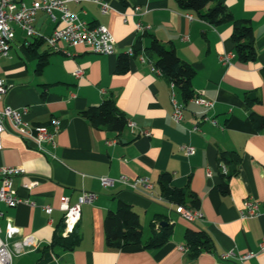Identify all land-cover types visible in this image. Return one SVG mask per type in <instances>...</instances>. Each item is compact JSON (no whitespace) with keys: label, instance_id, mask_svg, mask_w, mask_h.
<instances>
[{"label":"crops","instance_id":"obj_1","mask_svg":"<svg viewBox=\"0 0 264 264\" xmlns=\"http://www.w3.org/2000/svg\"><path fill=\"white\" fill-rule=\"evenodd\" d=\"M102 3L109 7L106 13ZM225 6L234 20L249 21L257 52L254 62L244 64L234 57L231 22L209 24L180 9L176 0H72L68 9L80 21L105 26L111 33L115 52L109 56L83 46L65 47L68 54L51 51L43 39H29L18 26H11L9 53L0 58V80L6 85L0 109L26 108L22 119L30 127L50 129L52 119L59 121L54 146L43 145L48 153L35 150L4 122L0 167L24 170L12 180L22 203L15 208L0 206V238L8 245L12 264H264V250L259 249L264 243V121L259 127L251 120V116L264 120V0H225ZM35 19L34 27L44 38L62 27L41 12ZM137 25L143 29L138 31ZM153 39L172 47L193 69L191 89L194 96L214 103L205 113L217 121L216 127L200 122L205 110L184 103L176 88L153 70L155 55L149 50ZM128 50L133 56H127V70L119 73L118 60ZM224 54L233 55L229 65L221 63ZM43 58L46 65L38 72ZM78 69L83 75L75 78ZM171 96L184 106L178 124L171 120ZM106 99L113 100L125 119L119 133L95 128L79 115ZM187 146L194 149L193 155L185 154ZM222 153L238 159L226 194L218 188ZM223 166L229 173L231 166ZM164 174L170 176L169 188L197 198V207L188 205V198L184 207L199 210L201 221L189 223L175 213L176 206L160 192ZM119 176L145 178L150 188L133 191L120 184L100 185L99 178ZM32 182L34 186H24ZM83 192L94 193L97 199L81 206L79 242L71 251L51 247L56 233L62 238L71 234L65 232L60 204L64 200L69 206L76 204ZM246 200L259 203L256 217L241 218ZM118 202L137 214L140 244L107 247L104 219ZM162 221L171 225V236L161 247L146 249L144 244ZM186 230L204 232L212 252L193 257L185 246ZM246 253L255 255L239 262L238 256ZM224 254L232 256L222 261Z\"/></svg>","mask_w":264,"mask_h":264},{"label":"built area","instance_id":"obj_2","mask_svg":"<svg viewBox=\"0 0 264 264\" xmlns=\"http://www.w3.org/2000/svg\"><path fill=\"white\" fill-rule=\"evenodd\" d=\"M72 0H32L29 5L25 3V0H0V58L6 57L10 50V41L12 37V25L18 26L29 39L37 38L43 39L47 44V48L51 51H62L64 54H68L65 47H77L83 46L88 49L89 52L96 55H112L115 52V41L109 32V30L102 25L87 26L80 21L78 17L71 13L68 9V4ZM102 13H106L108 10L107 4H100ZM138 11V8L135 9ZM37 12L43 13L53 23H60L61 28L55 29L50 36L43 37L35 27V17ZM58 14L56 16L55 14ZM188 19L191 16L188 15ZM138 31L143 28L136 26ZM133 50H128L126 55L128 57L133 56ZM232 54H224L221 57V63L223 65H229ZM139 60L143 62V58L139 56ZM153 70L160 75L159 70L153 68ZM83 75V71L78 69L73 72L75 78H80ZM171 87H174L171 84ZM6 85L4 81L0 80V100L5 93ZM189 103L203 108L205 111L200 116V122H208L212 126L216 127L217 121L206 115V111L213 108L214 103L206 100L201 96H194L188 100ZM171 104L173 107L171 113V120L178 124L183 118L184 106L171 96ZM26 112V108L12 109L10 107H4L0 109V138L4 132V122H6L10 129L22 137L23 139L30 141L34 149L43 153H48L43 147L44 144H51L54 146V139L59 130V121L52 119L50 121V129L46 127H30L26 121L22 119V115ZM130 127L134 124L129 123ZM197 128L194 127V130ZM1 150V144H0ZM186 155H193L194 149L190 146L184 148ZM221 171L226 174V169L221 166ZM24 170L15 167H0V206L4 205L7 208H15L22 203V200L17 196L16 190L13 188L12 180L15 176L23 175ZM100 185L104 188L112 187L115 184L123 185L130 190L138 191L141 189H149L148 181L145 178L129 179L125 176H119L118 178L111 179L107 177L99 178ZM35 183H27L24 186L30 188ZM97 195L94 193L83 192L78 198L76 204L69 206L64 200L60 204V210L63 212V224L65 232L71 233L75 228L80 218V211L82 205H90L96 201ZM159 201L161 198L158 199ZM162 201V200H161ZM47 213L50 212V208H44ZM259 210V203L253 200H246L243 204V210L240 211V216L243 219H250L257 216ZM175 213L178 214L183 220L192 223L195 221H201L203 215L199 210L188 209L184 206H177ZM3 217V212L0 210V218ZM9 232L14 234L16 230L9 226ZM184 251V247L179 248ZM260 251L264 250V243L260 245ZM254 253H246L238 256L239 262L243 263L249 258L253 257ZM232 254H224L221 256V260L225 261ZM0 264H12V254L5 241L0 238ZM223 264V263H217Z\"/></svg>","mask_w":264,"mask_h":264},{"label":"trees","instance_id":"obj_3","mask_svg":"<svg viewBox=\"0 0 264 264\" xmlns=\"http://www.w3.org/2000/svg\"><path fill=\"white\" fill-rule=\"evenodd\" d=\"M177 5L182 10H189L196 13L200 19L212 25H219L223 22L232 23L231 41L234 45V57L240 63L254 62L257 52L254 45V37L251 25L247 20H234L225 6V0H176ZM209 4L211 7L206 8ZM206 8V10H205ZM149 50L155 55L153 66L159 70L169 83L173 84L184 103L194 97L191 89V79L194 75L193 69L183 62L175 53L172 47H163L156 39H153ZM127 55L121 56L118 60L116 70L124 73L127 70ZM46 65L45 59H41L37 65V71H41ZM264 80V68L261 70ZM248 100V98H246ZM256 101V100H253ZM82 118L88 120L91 126L95 128H104L114 132H121L125 127V119L115 108L112 99L104 100L99 106L88 108L79 113ZM253 123H258L259 127L263 124V119L251 116ZM238 159L231 154L222 153L219 156L218 164L231 166L229 173L221 174L222 181L219 185V191L222 194L228 192L227 181L236 173ZM170 176L164 174L159 179L161 195L170 203L177 206H185L186 199H189L188 205L197 207V198L189 193L185 194L180 190L169 188ZM188 208V207H187ZM164 226L159 224L157 232L153 230L151 237L144 244L146 249H155L164 245L172 234V227L168 221H162ZM154 226V225H153ZM153 228V227H152ZM105 243L107 247L119 249L128 245H137L141 243V226L137 214L128 205L118 202L113 211H108L104 219ZM185 246H187L193 257H197L202 252L211 253L213 246L204 232H193L186 230L184 234ZM79 242V235L76 233V226L71 234L62 238L56 233L51 247L58 246L65 251H71Z\"/></svg>","mask_w":264,"mask_h":264},{"label":"water","instance_id":"obj_4","mask_svg":"<svg viewBox=\"0 0 264 264\" xmlns=\"http://www.w3.org/2000/svg\"><path fill=\"white\" fill-rule=\"evenodd\" d=\"M160 225H161V226H164V225H165V223H160Z\"/></svg>","mask_w":264,"mask_h":264},{"label":"rangeland","instance_id":"obj_5","mask_svg":"<svg viewBox=\"0 0 264 264\" xmlns=\"http://www.w3.org/2000/svg\"><path fill=\"white\" fill-rule=\"evenodd\" d=\"M147 234V232L145 233V235Z\"/></svg>","mask_w":264,"mask_h":264}]
</instances>
